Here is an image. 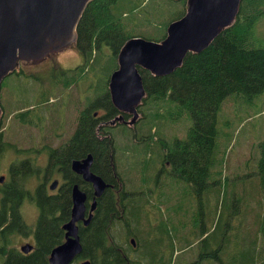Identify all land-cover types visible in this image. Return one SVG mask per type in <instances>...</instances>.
I'll use <instances>...</instances> for the list:
<instances>
[{"label": "trees", "instance_id": "trees-1", "mask_svg": "<svg viewBox=\"0 0 264 264\" xmlns=\"http://www.w3.org/2000/svg\"><path fill=\"white\" fill-rule=\"evenodd\" d=\"M142 2L144 1L90 0L77 23L73 43L82 53V60L71 69V75L66 76L70 70L63 71L62 75L57 74L54 79V82H61L63 79L58 77L64 76V85L78 80L90 84L92 82L95 95L80 111L73 133L60 146L77 145L79 149L92 153L91 169L114 186L106 200L102 194L96 197L92 219L79 230L82 250L77 259L88 258L90 264H132L126 247L121 246L113 231L118 226H123V221L128 222L129 217L137 219L140 212L144 211L145 203H149L147 195L142 197V194L135 191L124 190V178L117 164L118 145L109 128L111 125L102 124V120L111 119L118 112L111 102L107 83L124 41L133 35L160 40L165 36L167 24L180 17L186 5V0H160V10H154L155 0L148 6ZM262 3L263 0H241L234 22L201 51H188L182 63L172 72L153 75L139 67L146 93L138 110L143 108L145 112L143 104L149 105L150 109L144 113L136 128L128 132L127 152L136 155L142 153V158L135 159L130 167L137 165L143 172L148 168L150 170L151 165H157V162L160 165L168 160L173 164V173L189 183L194 195L201 196L211 188L210 177L217 160L214 153L217 114L222 101L232 94H243L251 98L264 92V40H260L252 32L253 24L261 13L259 4ZM146 7H151L153 12ZM50 89L51 87L47 94L44 90L39 91L31 99L37 103L38 107L34 106L35 109L41 106L40 102L48 99V95L52 93ZM23 107L18 111L13 110V117L23 125L32 123L33 116L36 124L42 121L37 111L30 112L33 106L28 109H22ZM98 108H104L105 113L95 114ZM185 112L189 114L191 123L186 127L184 137L175 135L173 139H168L164 136L167 132L164 134L161 130L164 124L156 127L161 118L172 121ZM2 126L3 120L0 119V160L7 148L13 146V143L6 140ZM258 151L255 173L261 193L262 212L259 211L258 215L262 218L259 226L262 230L264 139L258 142ZM76 154L74 152L71 156ZM158 170L159 166L157 172ZM157 172L152 177L149 173L143 177L147 181L153 178L156 182ZM35 174L37 181L31 182ZM41 177L39 167L29 157H24L11 161L8 165V177L0 180V264H49L51 248L63 239L61 225L68 219L71 206L69 187H61L59 194H50L45 190ZM25 200L38 208L34 225L27 224L23 217L21 204ZM259 229L256 228L253 232L254 244L257 242ZM206 232L207 230L202 229L201 237L207 238ZM223 234L225 237L228 235L226 230ZM249 234L248 232V244ZM20 235L32 237L30 243L33 247L30 251L22 252L15 243L16 237ZM130 243L132 244L131 239ZM188 243L189 241L186 242ZM220 246L221 240L218 239L214 252H218L222 248ZM152 257L149 264L154 261L161 263L159 254H153ZM205 258L206 256L200 255L194 264H202L200 262ZM255 258L253 257L252 264H255Z\"/></svg>", "mask_w": 264, "mask_h": 264}, {"label": "rangeland", "instance_id": "rangeland-1", "mask_svg": "<svg viewBox=\"0 0 264 264\" xmlns=\"http://www.w3.org/2000/svg\"><path fill=\"white\" fill-rule=\"evenodd\" d=\"M143 1L145 3L142 4L146 6L154 2ZM158 1L160 0H155L154 10H160ZM146 8L153 12L151 7ZM259 8L261 13L253 24L252 32L260 40H264V0ZM127 25L130 24L127 22ZM53 54L58 68L55 73L60 75L63 74L61 70L71 71L69 68L82 60V53L73 45ZM48 60L50 58L46 57L38 64L19 61L16 69L3 79V86L1 83L0 119L3 120L2 129L6 140L13 143L0 160V175L3 178L8 177V165L14 159L29 157L36 167L44 165L43 147L60 146L66 142L77 125L80 111L95 95L92 82L90 84L78 80L64 85V76L58 77L63 81L54 82L57 76L42 69ZM60 61L71 66H60ZM68 73L66 76L73 71ZM50 87L52 93L48 95V99L40 102L41 106L35 109L37 103L31 99L41 90L47 94ZM24 105L27 107H23ZM32 106L35 107L30 108ZM143 106L146 108L145 112L143 108L138 110L139 116L132 124L116 121L102 123L111 125L109 128L119 151L117 164L124 178L126 191H135L142 194V197L147 195L149 199L137 219L129 217L128 222L123 221V226L117 224V229L113 231L121 246L126 247L132 264H149L153 254H159L162 260L161 263L154 261L153 264H194L200 255L206 256L200 262L202 264H252L253 257H256L255 264H264V227L259 229L262 218L258 215L259 211L262 212L261 193L255 173L259 154L258 142L264 139V92L251 98L243 94H232L222 101L217 114L214 149L217 160L210 177L211 188L201 196L194 195L189 183L173 173V164L168 160L160 165L158 162L157 165H151L150 170L148 168L144 173L137 165L130 167L135 159L142 158L140 152L137 155L127 152L126 141L129 130L135 129L144 113L150 109L147 104ZM21 107L32 109L30 112L37 111L42 121L36 124L33 116L32 123L23 125L13 117V113ZM190 123L191 118L185 112L172 121L161 118L156 127L164 124L161 129L164 134L167 132L164 136L173 139L175 135L184 137ZM156 172L159 173L156 182L153 178L147 181L143 177L147 173L152 177ZM36 181L35 174L31 182ZM21 211L26 223L34 225L38 215L37 206L25 200L21 204ZM256 228L260 231L254 244L253 232ZM202 229L207 230V238L201 237ZM225 230L227 237L223 236ZM131 238L135 241L134 245L130 243ZM218 239L221 240L222 248L214 252ZM25 242H32V237L20 235L15 239L18 246ZM78 260L73 264H78Z\"/></svg>", "mask_w": 264, "mask_h": 264}, {"label": "water", "instance_id": "water-1", "mask_svg": "<svg viewBox=\"0 0 264 264\" xmlns=\"http://www.w3.org/2000/svg\"><path fill=\"white\" fill-rule=\"evenodd\" d=\"M89 1L0 0V87L19 61L36 62L73 45L77 23ZM240 2L186 0L184 13L167 24L165 36L160 40L140 35L128 37L117 53V66L108 78L111 102L120 111L108 122L132 124L138 118V106L146 93L139 67L153 75L172 72L182 63L188 51H201L234 22ZM123 113L130 114V117L125 119ZM92 158L89 152L81 159H73L71 164L74 171L93 185L95 197L90 203L89 213L84 217L85 192L76 183L73 184L70 218L62 224L64 240L51 248L49 264H70L82 250L77 221L84 218V223L89 222L96 197L108 185L100 174L90 169ZM2 178L3 175H0V180ZM131 242L134 243L133 238ZM32 247L30 242L19 246L22 252H28ZM79 264H90V260L85 258Z\"/></svg>", "mask_w": 264, "mask_h": 264}, {"label": "flooded vegetation", "instance_id": "flooded-vegetation-1", "mask_svg": "<svg viewBox=\"0 0 264 264\" xmlns=\"http://www.w3.org/2000/svg\"><path fill=\"white\" fill-rule=\"evenodd\" d=\"M46 57L50 58V60L45 61L42 69H45L49 74L56 76L58 74V72L57 73H55V72L57 71L58 68L56 67V65H57L56 60L53 59V57H55L53 53H50V54L46 55L45 57H43L41 60H38V61L33 62V63L38 64V62L42 61ZM64 58H66V57H63V59ZM59 63H60V66H62V65L71 66L68 64H63L62 61H60ZM74 66H71V67L73 68ZM72 68H69V69H72ZM63 71H66V70H61L60 72H63ZM95 112L97 114H104L105 109L100 108V109H97ZM119 113H120V111L117 112V114H119ZM123 116L125 119L129 118L128 113H123ZM106 121H110V119L102 120V123H104ZM116 122H119V121H116ZM104 125L106 126V124H104ZM55 149L59 150V151L57 152ZM79 150H81V149H79L77 145L70 146V147L45 145L43 147V151H44L43 154L45 157V162H44V165L39 166V170H40V176H42L41 178H43V180H44L45 190L50 194H59V190L61 189V187H69V196L71 199L72 185L76 183L79 186V188L82 189L86 194V201H85L86 209H85L84 217H87V214L89 213V209H90V203L95 196H94V188H93L92 183L84 180L82 175L77 173L76 171H74L71 167L73 159H81L89 153L86 150H81L80 152H79ZM74 152L77 153L76 156H71V154H73ZM69 156H70V158H69ZM68 158H69V161H68ZM67 161H68V164L65 165V162H67ZM92 162H93V158H92ZM92 162H91V165H92ZM90 169H91V166H90ZM47 170L49 171L48 173H47ZM103 179L108 183V185L105 186V188L103 189V191L101 193L103 195V198L106 200L110 196V191L114 188V186H113L112 182L108 181L104 177H103ZM68 183H70V185ZM52 185H53V187H51ZM123 187H124V190L126 191L124 184H123ZM51 189H54V190H51ZM96 203H97V199H96ZM71 205H72V200H71ZM95 208H96V206H95ZM95 208L92 210V213H93L92 217L94 215ZM70 210H71V206H70ZM92 217H91V219H92ZM69 218H70V214H69L68 219ZM90 220H89V222H90ZM88 223H84V218L78 220L77 221L78 229L80 230V227L82 225H86ZM64 232H65V230L63 229L62 241L64 240ZM132 244L134 245L135 242ZM83 259H85V258H80L78 260L77 257H75L70 264H73V262L76 260H78V264H79L80 261Z\"/></svg>", "mask_w": 264, "mask_h": 264}]
</instances>
